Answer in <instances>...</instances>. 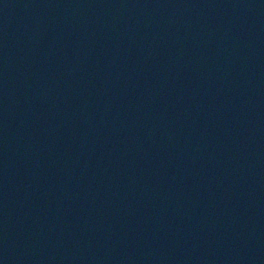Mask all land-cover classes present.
Wrapping results in <instances>:
<instances>
[{
    "label": "water",
    "instance_id": "95a60500",
    "mask_svg": "<svg viewBox=\"0 0 264 264\" xmlns=\"http://www.w3.org/2000/svg\"><path fill=\"white\" fill-rule=\"evenodd\" d=\"M0 264H264V0H0Z\"/></svg>",
    "mask_w": 264,
    "mask_h": 264
}]
</instances>
